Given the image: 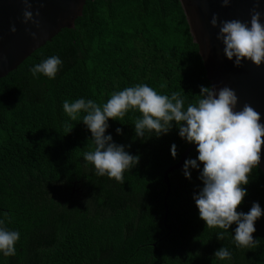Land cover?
Returning a JSON list of instances; mask_svg holds the SVG:
<instances>
[{"label":"trees","instance_id":"16d2710c","mask_svg":"<svg viewBox=\"0 0 264 264\" xmlns=\"http://www.w3.org/2000/svg\"><path fill=\"white\" fill-rule=\"evenodd\" d=\"M51 56L63 62L55 79L34 77L30 69ZM138 84L158 94L179 92L185 106L207 87L180 0H88L73 27L0 77V220L20 233L15 255L0 253V264H264V215L255 222L258 243L251 249L235 246L236 224L221 241L223 230L207 229L200 219L193 196L203 187V165L190 170L191 179L183 171L187 159L198 157L196 146L182 169L168 173L164 221L163 173L192 145L175 122L159 138L146 133L134 139L139 111L109 119L106 135L140 157L124 172V183L97 176L83 159L95 147L82 123L85 113L72 121L63 102L83 98L103 105L112 93ZM243 187L247 195L237 211L249 212L254 202L264 210L260 166ZM221 247L231 259L214 257Z\"/></svg>","mask_w":264,"mask_h":264},{"label":"clouds","instance_id":"9594fccd","mask_svg":"<svg viewBox=\"0 0 264 264\" xmlns=\"http://www.w3.org/2000/svg\"><path fill=\"white\" fill-rule=\"evenodd\" d=\"M25 5L23 23L31 22L37 28L40 21L39 10L33 14V0H21ZM43 2V0H41ZM228 7L234 0H218ZM256 7L250 10V22L239 19L221 21L218 14H213L211 25L219 28L217 39L224 45L223 52L229 60H234L236 67H242L245 60L251 61L257 67L264 64V23H261V12L258 10L260 0H253ZM10 31L15 33V24ZM34 40H38L36 32L26 29ZM2 59V58H0ZM62 60L51 56L35 64L30 72L34 77L39 74L55 79ZM164 87V85H161ZM199 98L194 103L185 101L179 92L171 96L158 94L147 84L126 87L111 94L103 105L93 100L83 98L74 102L65 100L63 111L76 121L81 113L82 123L92 134L94 150L87 151L83 159L94 166L97 176H107L118 183H124V172L135 167L140 160L125 150L124 145H118L111 135H106L108 121H121L129 110H136L141 117L135 119V137L143 139L146 133L159 138L169 133L173 122L178 128L179 136L189 144L196 145L198 157L187 159L184 163V175L191 179V169H203L199 179L203 187L194 194L199 217L206 222L207 229H221L217 238L225 239L226 232L236 224L233 242L237 248L251 249L258 243L253 233L255 222L264 215L258 202H254L247 213L237 211L242 204L247 190L244 185L249 183V176L261 161L262 146H264V124L260 123L261 115L251 104L245 103L237 110L238 96L236 92L224 86L218 91L215 85L200 86ZM69 133L72 126L65 122ZM122 134V129H116ZM152 136V135H151ZM130 147V145L128 146ZM173 158L177 157V146L172 145ZM0 220V253L5 257L14 256L15 244L20 239L19 231H11L3 227ZM232 253L226 247H221L214 257L224 261L231 259Z\"/></svg>","mask_w":264,"mask_h":264},{"label":"water","instance_id":"95a60500","mask_svg":"<svg viewBox=\"0 0 264 264\" xmlns=\"http://www.w3.org/2000/svg\"><path fill=\"white\" fill-rule=\"evenodd\" d=\"M88 0H33L32 11L39 10L40 21L37 28L31 22L23 21L25 5L21 0H0V77L16 68L35 49L45 44L64 27H73L74 20L81 14L82 7ZM189 24L193 41L197 43L203 62L207 87L215 85L217 91L228 86L238 96L237 110L245 103L261 115L260 123L264 124V64L257 67L251 61L245 60L242 67H236L234 60H229L224 52V45L217 39L218 27L210 23L212 15L218 14L221 21L239 19L250 22V10L256 7L253 0H234L224 7L218 0H180ZM258 10L261 12V23H264V0H260ZM15 24L17 31L12 33L11 26ZM26 29L36 32L38 40H34ZM192 144L185 149L180 159L169 166L163 173L166 193L163 206L164 221L168 211L166 197L170 183L168 173L174 169H182L183 161L188 152L195 147ZM260 168L264 172V146L261 151Z\"/></svg>","mask_w":264,"mask_h":264}]
</instances>
